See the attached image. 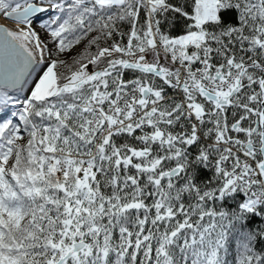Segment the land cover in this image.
I'll return each mask as SVG.
<instances>
[{
    "label": "snow or ice",
    "instance_id": "obj_1",
    "mask_svg": "<svg viewBox=\"0 0 264 264\" xmlns=\"http://www.w3.org/2000/svg\"><path fill=\"white\" fill-rule=\"evenodd\" d=\"M0 20V264H264V0Z\"/></svg>",
    "mask_w": 264,
    "mask_h": 264
},
{
    "label": "water",
    "instance_id": "obj_2",
    "mask_svg": "<svg viewBox=\"0 0 264 264\" xmlns=\"http://www.w3.org/2000/svg\"><path fill=\"white\" fill-rule=\"evenodd\" d=\"M2 23H4V21L3 20H0V24H2Z\"/></svg>",
    "mask_w": 264,
    "mask_h": 264
}]
</instances>
